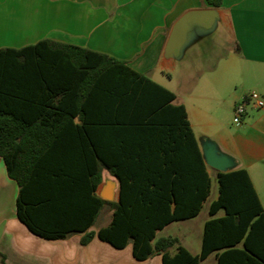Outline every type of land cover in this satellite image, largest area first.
I'll list each match as a JSON object with an SVG mask.
<instances>
[{"label":"trees","instance_id":"obj_1","mask_svg":"<svg viewBox=\"0 0 264 264\" xmlns=\"http://www.w3.org/2000/svg\"><path fill=\"white\" fill-rule=\"evenodd\" d=\"M223 0H208L219 7ZM177 94L108 53L52 39L0 48V158L19 184V218L36 234L83 233L163 264H264V206L246 169L216 171L219 196L194 254L159 230L198 215L212 191ZM119 198L99 194L104 171ZM106 225L96 226L105 206ZM96 226L97 229H90ZM175 246V252L170 248Z\"/></svg>","mask_w":264,"mask_h":264},{"label":"crops","instance_id":"obj_2","mask_svg":"<svg viewBox=\"0 0 264 264\" xmlns=\"http://www.w3.org/2000/svg\"><path fill=\"white\" fill-rule=\"evenodd\" d=\"M207 7L217 8L234 50L187 86L186 99L181 96L184 90L173 89L176 102L185 104L201 148L207 140L214 141L232 157V169H246L264 206V106L249 105L240 123L233 120L235 106L250 91L264 98V0H223L219 7L208 0H0V48H20L42 39L75 44L125 60L165 85L162 77L172 78L178 66L176 58L165 55L173 24L190 9ZM206 165L212 191L201 212L171 222L157 233V238L178 237L194 254L202 251L206 221L225 214L223 209L210 214L219 183L217 170ZM103 175L99 192L113 180L112 200H117L118 180L107 170ZM19 189L0 158V264H163L162 252L137 259L132 243L117 248L97 235L82 244L83 233L63 239L34 233L18 216ZM175 250V246L170 248ZM217 261L214 251L200 264Z\"/></svg>","mask_w":264,"mask_h":264},{"label":"rangeland","instance_id":"obj_3","mask_svg":"<svg viewBox=\"0 0 264 264\" xmlns=\"http://www.w3.org/2000/svg\"><path fill=\"white\" fill-rule=\"evenodd\" d=\"M234 50L233 40L227 27L217 20L215 26L210 30L197 29L193 32L192 38L184 46L182 54L177 57L178 66L173 71V77H162L164 86L173 89L181 88L182 98L186 99L185 90L192 81L206 71L218 60L226 58ZM161 78V77H160ZM197 130L199 131L198 127ZM216 188L212 195L214 196ZM110 206H105L96 226L106 224L110 216ZM107 220V221H106Z\"/></svg>","mask_w":264,"mask_h":264},{"label":"water","instance_id":"obj_4","mask_svg":"<svg viewBox=\"0 0 264 264\" xmlns=\"http://www.w3.org/2000/svg\"><path fill=\"white\" fill-rule=\"evenodd\" d=\"M219 18L217 8L207 7L190 9L182 14L173 24L166 46L165 55L177 58L182 54L184 46L192 38V34L197 29H212ZM202 151L206 163L217 171H228L234 167V161L230 155L220 150L214 141L207 140L202 143ZM116 183L109 180L103 191L99 194L112 200L115 198Z\"/></svg>","mask_w":264,"mask_h":264},{"label":"built area","instance_id":"obj_5","mask_svg":"<svg viewBox=\"0 0 264 264\" xmlns=\"http://www.w3.org/2000/svg\"><path fill=\"white\" fill-rule=\"evenodd\" d=\"M252 104L258 107L264 106V98L256 90L250 91L246 96L242 98L239 103H237L234 108V122L240 123L242 121V117L247 112V108Z\"/></svg>","mask_w":264,"mask_h":264}]
</instances>
